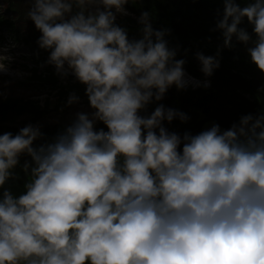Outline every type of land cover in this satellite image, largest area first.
<instances>
[{"label": "clouds", "instance_id": "1", "mask_svg": "<svg viewBox=\"0 0 264 264\" xmlns=\"http://www.w3.org/2000/svg\"><path fill=\"white\" fill-rule=\"evenodd\" d=\"M129 3L31 0L47 65L84 86L91 111L38 146L39 125L0 135V264H264V109L181 136L165 125L188 115L159 103L173 87H210L235 44L264 74V0H223L222 45L194 57L204 80L149 11L129 38L116 24ZM0 58L6 73L11 58ZM18 167L26 181L14 192Z\"/></svg>", "mask_w": 264, "mask_h": 264}, {"label": "trees", "instance_id": "2", "mask_svg": "<svg viewBox=\"0 0 264 264\" xmlns=\"http://www.w3.org/2000/svg\"><path fill=\"white\" fill-rule=\"evenodd\" d=\"M19 1L26 5L31 3V0H10L15 10ZM164 2L169 3V9H166ZM247 2L248 0H237L241 5ZM222 4L223 0H130L125 6L128 15L118 16L116 24L127 30L130 39L139 38L141 26L137 20L142 12L149 11L152 14L154 29L170 30L166 39L170 47L179 48L177 59H185V71L198 80H204L200 65L194 57L196 52H202L206 56L214 55V51L222 45L218 42L222 40L221 33L213 31L222 14ZM6 23L8 26L12 25L9 21ZM241 26L251 33V27L246 22ZM31 30L33 31V27L29 22L26 32L23 30L25 33L22 37L25 40L29 38ZM15 32L20 37V32ZM40 69L41 67L34 68L23 82L16 84L33 85L48 95L55 91L53 102L46 99L41 105L38 100L0 94V135L8 132L16 135L27 125H39L44 139L34 142V146L51 141L69 125L65 122L46 123L44 118L48 109H52L57 117L63 116L74 106L67 104L71 94H75L79 99L85 95L83 85L72 86L69 91L62 85L61 78L49 67L41 72ZM208 79L210 87L207 90L198 88L177 91L173 87L159 102L166 108L176 109L189 117L186 123L174 120L171 124H166L165 127L169 131L181 136L185 132L195 135L201 131L204 122H212L222 129H227L238 122L240 117L247 114L256 115L264 109V74L257 71L255 65L250 62L245 46L235 44L232 49H223L220 54V67ZM2 80L9 81L7 77ZM156 106L155 103L150 105L147 112L150 114ZM103 127L100 123L96 125L97 130ZM27 159L28 157L22 156L21 165ZM16 173L18 179L10 181L8 186L14 192H20L26 176L19 167Z\"/></svg>", "mask_w": 264, "mask_h": 264}, {"label": "rangeland", "instance_id": "3", "mask_svg": "<svg viewBox=\"0 0 264 264\" xmlns=\"http://www.w3.org/2000/svg\"><path fill=\"white\" fill-rule=\"evenodd\" d=\"M30 4L26 5L23 4L19 1V6H17V15L18 17L16 18L17 25L19 28L22 30H25L30 22L31 26H34L33 23L28 20V17L26 16L28 10H29ZM26 13V14H25ZM19 16H25L23 19H19ZM0 50H2L0 48ZM10 49H7V52H2L0 51V55H7L11 59L10 61H6L7 64V69L8 71L5 72H0V94L5 95V96H10V97H15V98H25V99H31V100H38L41 103L44 102V100L48 99L50 102L54 101L53 96H48L47 94L39 93L35 88L30 87V86H19L16 83L22 82L23 79L26 77L27 74L16 70L13 68L15 67V60L14 56L17 57L16 53H13ZM5 61L0 58V63H4ZM7 77L8 82H5L2 80V78ZM71 81V80H70ZM66 85V83H64ZM88 101L87 97H84L82 100H79L78 103L74 104V106L63 116L57 117L54 115L52 112V109H48L47 115L45 116V122L46 123H53V122H65L67 124H70L72 120L75 118L76 113L78 112H89L90 113V108L89 104L86 103ZM56 116V117H55ZM213 124L212 122H204L201 126V130H203L205 127L210 126Z\"/></svg>", "mask_w": 264, "mask_h": 264}, {"label": "water", "instance_id": "4", "mask_svg": "<svg viewBox=\"0 0 264 264\" xmlns=\"http://www.w3.org/2000/svg\"><path fill=\"white\" fill-rule=\"evenodd\" d=\"M165 6H166V8H169V5L167 3H165Z\"/></svg>", "mask_w": 264, "mask_h": 264}]
</instances>
